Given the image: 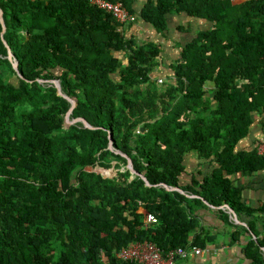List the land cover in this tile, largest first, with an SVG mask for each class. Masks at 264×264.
Returning a JSON list of instances; mask_svg holds the SVG:
<instances>
[{
	"label": "trees",
	"instance_id": "16d2710c",
	"mask_svg": "<svg viewBox=\"0 0 264 264\" xmlns=\"http://www.w3.org/2000/svg\"><path fill=\"white\" fill-rule=\"evenodd\" d=\"M109 1L135 15L130 0ZM0 9L17 62L0 25V264H137L116 257L137 241L206 249L217 239L203 209L232 245L248 236L246 259L264 264V208L243 203L235 180L264 170V155L239 148L258 119L264 134V0H148L138 19L162 37L170 16L210 25L168 67L160 44L128 36L89 0ZM52 80L76 101L69 120L92 129L65 123L71 103ZM224 206L252 220L235 224Z\"/></svg>",
	"mask_w": 264,
	"mask_h": 264
},
{
	"label": "crops",
	"instance_id": "0c3cea01",
	"mask_svg": "<svg viewBox=\"0 0 264 264\" xmlns=\"http://www.w3.org/2000/svg\"><path fill=\"white\" fill-rule=\"evenodd\" d=\"M147 1L148 0H130V8L135 16H137V21L135 22L137 28L143 29V27H145L147 32H153V29L149 25L138 19V16ZM241 1L244 0H240L239 2ZM176 18L180 21L187 20L188 22H192L195 29L190 33L191 29L189 31V29L186 28L189 23L187 25H183L185 26V30H187V32L182 33V35L174 39L179 41L178 44H183L189 41L196 32L205 31L209 29L210 26L205 21L191 19L184 16H170L168 23H174V19ZM170 36H173L171 32H169V36L167 37L171 38ZM168 44L171 45L170 43ZM168 53L172 54L171 48H169ZM239 148L246 151L256 149V152L259 155H264V134L262 132L259 119L253 124L249 136L240 142ZM235 180L237 185L243 187V203L253 209L264 208V170L249 176H236ZM200 212L203 218L204 229H206L211 235L215 236L217 240L214 245L206 248L207 252H205L202 256L199 257L191 255L185 260H178L176 264H250V261L246 259L243 251V246L247 242L248 236L243 237L241 242L238 244L232 245L229 240V235L226 233L227 231L231 232L232 229L218 219L214 210L211 209L210 211L203 209ZM254 217V219L257 220V228L261 230L264 223V212H256ZM250 220L252 219L243 218L242 220H239V222L243 223L244 226H247V223Z\"/></svg>",
	"mask_w": 264,
	"mask_h": 264
},
{
	"label": "built area",
	"instance_id": "2783aa9c",
	"mask_svg": "<svg viewBox=\"0 0 264 264\" xmlns=\"http://www.w3.org/2000/svg\"><path fill=\"white\" fill-rule=\"evenodd\" d=\"M98 9L112 15L115 20L126 26L136 20V16L129 13L127 8L120 2H110L109 0H89ZM238 3V0H231ZM160 82V81H159ZM145 224L156 223V219L151 214H145ZM206 249L189 247L188 249L177 248L163 254L159 248L148 241H137L116 253L117 259L124 262H135L137 264H176L178 260H185L189 256H202Z\"/></svg>",
	"mask_w": 264,
	"mask_h": 264
},
{
	"label": "rangeland",
	"instance_id": "374dc122",
	"mask_svg": "<svg viewBox=\"0 0 264 264\" xmlns=\"http://www.w3.org/2000/svg\"><path fill=\"white\" fill-rule=\"evenodd\" d=\"M239 1L240 0H238V2ZM177 19L178 18L174 19V23L169 24V27H170L169 32H171L173 35V36H170L171 38L162 37V36H160V34H157L154 30H153V32H147L145 30V27H143V29L137 28L135 23L130 24V26L127 25V28H126L127 31L126 32H127L128 36L133 34L136 37V39H138L139 42L151 40V41H154V42L160 44L164 50V53L162 54V61H161L162 66L168 67L169 60L170 59L173 60L175 58V56L177 55V52H179V48L177 46L179 41L174 40V39H176L178 36L182 35V33H180L177 30V28L179 26L187 25L189 23L186 26V28H188L189 31L191 29L190 33L192 32V30H195L192 22H188L187 20H181L180 21ZM180 23H182V24H180ZM183 27H185V26H183ZM168 43H170L171 45H169ZM169 48H171L172 54L168 53ZM117 56L121 57V55H117ZM188 158H189V160L186 163H188V164L190 163V166H195V163L191 162V158L190 157H188ZM99 172L106 175V176H110L113 173L112 170H105V171H99Z\"/></svg>",
	"mask_w": 264,
	"mask_h": 264
},
{
	"label": "water",
	"instance_id": "95a60500",
	"mask_svg": "<svg viewBox=\"0 0 264 264\" xmlns=\"http://www.w3.org/2000/svg\"><path fill=\"white\" fill-rule=\"evenodd\" d=\"M0 25H1V27H2V30H1V39H2V42H3L4 46L6 47V49H7V51H8V56H7V57L12 61V63H13V68L17 71V62H16L15 58H13L12 53H11V49L9 48L8 44H7V43L5 42V40L3 39V34L5 33L6 27H5V23H4V20H3V13H2V11H1V9H0ZM49 82H50V83L56 88L57 93H58L59 96L65 98L66 100H68V101L71 103V108H70V110L68 111V113H67L66 116H65V123L69 125V124H73V123L79 121V122L83 123V125H84L86 128L92 129V127H91V126H90L85 120H83V119H75L74 121H70V120H69V116H70L72 110H73V109L75 108V106H76V101H75V99H73V98H69V97L65 96V95L62 93L58 81L52 80V81H49ZM109 149H110V150H113V148H112V136H111V134L109 135ZM123 156H124V155H123ZM124 157L127 159V168L131 171V173H135V171L133 170L132 163H131L130 159H129L128 157H126V156H124ZM100 171H105V170H100ZM140 177L145 181V184H146L147 186H149V183L147 182L146 178H145L143 175H140ZM168 190L181 192V190H179L178 188H171V189H168ZM181 193H182V192H181ZM224 207H225V208L228 210V212L230 213L231 219L233 220V222H234L235 224H238V225H242V226H244L243 223L239 222V220L237 219L235 213H234L231 209H229L227 206H224ZM262 251H263V253H264V248L262 249Z\"/></svg>",
	"mask_w": 264,
	"mask_h": 264
}]
</instances>
